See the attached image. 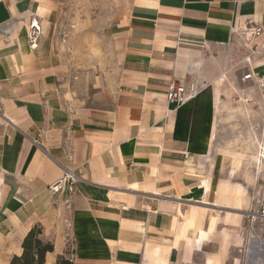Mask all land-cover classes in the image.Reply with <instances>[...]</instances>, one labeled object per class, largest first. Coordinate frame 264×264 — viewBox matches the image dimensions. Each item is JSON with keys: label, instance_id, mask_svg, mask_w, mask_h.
I'll return each instance as SVG.
<instances>
[{"label": "crops", "instance_id": "obj_1", "mask_svg": "<svg viewBox=\"0 0 264 264\" xmlns=\"http://www.w3.org/2000/svg\"><path fill=\"white\" fill-rule=\"evenodd\" d=\"M63 2L0 0V264L34 227L50 264L67 250L70 264H264V221L247 217L264 199V103L236 100L264 0H110V63L74 87L54 41ZM174 84L196 95L176 107ZM67 169L76 191L52 196Z\"/></svg>", "mask_w": 264, "mask_h": 264}, {"label": "rangeland", "instance_id": "obj_2", "mask_svg": "<svg viewBox=\"0 0 264 264\" xmlns=\"http://www.w3.org/2000/svg\"><path fill=\"white\" fill-rule=\"evenodd\" d=\"M111 6L110 0H64L58 9L53 26L54 41L68 66V83L73 87L83 82L89 84L94 74L110 63L104 55L107 44L104 36ZM65 254L58 256L55 264L60 258L68 259L69 250ZM44 264H50L46 262V255Z\"/></svg>", "mask_w": 264, "mask_h": 264}, {"label": "built area", "instance_id": "obj_3", "mask_svg": "<svg viewBox=\"0 0 264 264\" xmlns=\"http://www.w3.org/2000/svg\"><path fill=\"white\" fill-rule=\"evenodd\" d=\"M262 32L261 26H251L246 30V39L244 45L248 48V53L243 57L240 62H243V72L241 81L246 86L241 89V93L236 97V100L250 102L253 100L254 94H258L264 103V71L260 72L250 67L249 65L255 60L256 56L264 58V47L252 46L251 41L254 37ZM43 29L39 21L35 18L31 19L28 29V43L31 49L37 47ZM196 95L194 86H185L180 84L171 85L168 93L167 100L173 103L176 107L184 104ZM80 177L74 169H67L61 178L48 186L49 192L52 196L63 193L70 196L76 191V183ZM247 217L250 221H264V199L258 200L256 208L247 212Z\"/></svg>", "mask_w": 264, "mask_h": 264}, {"label": "trees", "instance_id": "obj_4", "mask_svg": "<svg viewBox=\"0 0 264 264\" xmlns=\"http://www.w3.org/2000/svg\"><path fill=\"white\" fill-rule=\"evenodd\" d=\"M40 230L39 227H34L28 232L22 242V253L13 256L10 264H44L45 255L53 250V245L39 238ZM60 259L56 264H70L69 259Z\"/></svg>", "mask_w": 264, "mask_h": 264}]
</instances>
